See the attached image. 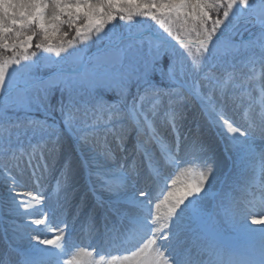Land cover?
<instances>
[{"label":"snow or ice","instance_id":"obj_1","mask_svg":"<svg viewBox=\"0 0 264 264\" xmlns=\"http://www.w3.org/2000/svg\"><path fill=\"white\" fill-rule=\"evenodd\" d=\"M58 213L106 264H264V0H0V264H84Z\"/></svg>","mask_w":264,"mask_h":264},{"label":"bare ground","instance_id":"obj_2","mask_svg":"<svg viewBox=\"0 0 264 264\" xmlns=\"http://www.w3.org/2000/svg\"><path fill=\"white\" fill-rule=\"evenodd\" d=\"M207 134L210 135V133H206V135ZM216 150H217V155H220V157L217 156L218 157V161L220 163V166L223 168V166L225 165L223 169L227 170V168L230 165V161L227 162L226 164L223 163V160L221 158V152L224 151L223 144H217L216 145ZM182 167H187V166L185 165V166H182ZM179 174H180L179 170H177L172 178H176V176L179 175ZM159 199L160 200L163 199V194H160V198ZM156 202H159V201H156ZM70 220H76L77 221L76 225L80 229H81V226H82L84 228L85 233H87L88 237L87 236L86 237L82 236L81 238L73 237V238H67L66 239V244L62 245V246H65L67 248V250H68V255H65V256L62 257V261H65V262L68 259H74V257H77V256H79L80 258H82V256L86 257L87 254L85 252L81 251V249H80V246H81L80 243H84V242L86 243V242H90L91 241L90 243L93 244L95 242L98 243V241H99V240H97L99 238L97 236V233H96L95 229L94 228H90L88 226V224L85 222L83 217H80L79 219H76L74 216H70ZM63 224H67L68 225V227L65 230H70V228H71L70 226L71 225L66 223V221L62 222L58 227H62ZM97 226H99V225H97ZM48 227L51 228L50 225H48ZM254 227H259V226H254ZM31 234H34V233H31ZM47 236L51 237V233L43 231V227H42V239L46 238ZM4 240L5 239H4L3 235L0 234V250H3L4 248H6V245H7L6 243L7 242H5ZM128 246H130V245L118 243V244H116L115 247H113L112 252L104 251V254H102L100 256L93 257L91 259L92 262L90 264H102L101 257L104 258L103 264H106V262L108 260H110L113 255H123L124 253H122L120 251V249L123 248V247H128ZM84 264H87V261H84Z\"/></svg>","mask_w":264,"mask_h":264},{"label":"rangeland","instance_id":"obj_3","mask_svg":"<svg viewBox=\"0 0 264 264\" xmlns=\"http://www.w3.org/2000/svg\"><path fill=\"white\" fill-rule=\"evenodd\" d=\"M139 19V18H138ZM121 23H123V22H121ZM153 24H155V22H151V23H149L148 25H145L146 27H151ZM64 31H69L70 32V38H74V32H72L67 26H65V28L63 29ZM246 35L247 34H245V37H246ZM64 40H65V45H66V41H67V39L68 38H63ZM36 42H38L37 41V39H34V44L36 43ZM53 42H54V45H59L60 44V42H61V38H59V37H57V39H54L53 38ZM31 51H37L38 52V55H40V53H39V51L37 50V49H35V47H33L32 49H30L29 50V52H31ZM9 55H11V53L9 54ZM44 56H49V55H54V54H49V53H44L43 54ZM50 63V62H49ZM53 103H55V98H54V100H53ZM189 126L190 127H194V125L192 124V119H191V117H189ZM212 134L210 133V135H208L207 134V136H211ZM66 145H70V140H67L66 139ZM217 156H219L220 157V155H217ZM221 158H222V160H223V163H227V162H229L230 160L228 159V154L225 152V151H223V152H221ZM35 163H39L40 161L39 160H36V161H34ZM225 166V165H224ZM224 166H223V168H224ZM62 215V214H61ZM59 213L57 214V216L55 217V219L53 220V221H57L59 218H60V216H61ZM35 218H39V217H36V216H34V217H29V219H35ZM42 227L43 226H40V228H36V226H33V228L36 230H32V232L33 233H36V234H33V236H35V235H40L41 237H42ZM5 241V240H4ZM6 242V241H5ZM7 246V245H6Z\"/></svg>","mask_w":264,"mask_h":264},{"label":"trees","instance_id":"obj_4","mask_svg":"<svg viewBox=\"0 0 264 264\" xmlns=\"http://www.w3.org/2000/svg\"><path fill=\"white\" fill-rule=\"evenodd\" d=\"M54 39H57V37L56 38H54ZM37 41H38V39H37ZM10 54V53H9Z\"/></svg>","mask_w":264,"mask_h":264}]
</instances>
